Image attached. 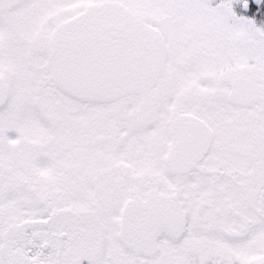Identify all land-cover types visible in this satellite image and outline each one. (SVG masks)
Masks as SVG:
<instances>
[{
	"label": "snow or ice",
	"instance_id": "snow-or-ice-1",
	"mask_svg": "<svg viewBox=\"0 0 264 264\" xmlns=\"http://www.w3.org/2000/svg\"><path fill=\"white\" fill-rule=\"evenodd\" d=\"M0 264H264V0H0Z\"/></svg>",
	"mask_w": 264,
	"mask_h": 264
}]
</instances>
